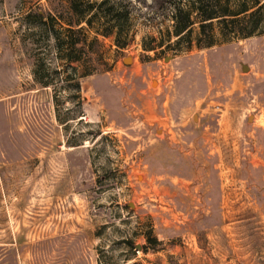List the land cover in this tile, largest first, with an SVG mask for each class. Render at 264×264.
<instances>
[{"label": "rangeland", "instance_id": "374dc122", "mask_svg": "<svg viewBox=\"0 0 264 264\" xmlns=\"http://www.w3.org/2000/svg\"><path fill=\"white\" fill-rule=\"evenodd\" d=\"M99 1L0 0V264H264V0Z\"/></svg>", "mask_w": 264, "mask_h": 264}, {"label": "trees", "instance_id": "16d2710c", "mask_svg": "<svg viewBox=\"0 0 264 264\" xmlns=\"http://www.w3.org/2000/svg\"><path fill=\"white\" fill-rule=\"evenodd\" d=\"M106 0H101L97 3V6H101L102 4L105 3ZM195 4L196 6L194 7L196 11H198V13L200 14L201 18L198 21V26H199V38H202V40L204 39V43L203 45L205 46H209L212 44V41L210 40V38L208 37V35H206L205 33V27L208 26L210 23V20L213 18H216L217 16H234L235 14L233 13H229L227 11H225V9H223V11H221V13L219 15H213L212 11L208 10L206 7V4L204 3L205 1L203 0H195ZM87 2V1H85ZM164 2V0H157V4L161 5ZM94 5V3H86L85 5L82 4V0H68V10H69V19H67V24H68V31L72 30L73 28H76L79 24V22L81 21V19H83V14L85 12V10L90 9V7H92ZM262 7V5H258V9H260ZM257 9V10H258ZM248 10V8L243 7L240 9L239 13L243 14V17L241 18L242 21L244 19V23H242L241 27H239L238 29V33L239 36L241 37H245L248 36L252 33H254L256 31V29L258 27L261 28V31H264V17L261 16V19H250V21H246L247 18H251L252 15L255 14V11L253 12H249L246 13V11ZM180 10V8L176 7V14H174V19L175 22L173 24L174 26V30L173 33L177 36L179 34H181L182 32H184L185 30H187V28L192 24L191 21L187 20V13ZM183 14V17H180L179 15ZM264 14V13H263ZM176 15H178L179 17L177 18ZM233 20H230V22H232ZM106 34V33H104Z\"/></svg>", "mask_w": 264, "mask_h": 264}, {"label": "water", "instance_id": "95a60500", "mask_svg": "<svg viewBox=\"0 0 264 264\" xmlns=\"http://www.w3.org/2000/svg\"><path fill=\"white\" fill-rule=\"evenodd\" d=\"M129 61V57H124L123 59H122V62L123 63H127Z\"/></svg>", "mask_w": 264, "mask_h": 264}]
</instances>
